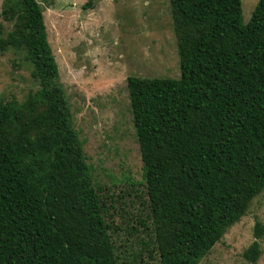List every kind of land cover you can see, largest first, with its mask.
I'll return each mask as SVG.
<instances>
[{
    "label": "trees",
    "instance_id": "obj_1",
    "mask_svg": "<svg viewBox=\"0 0 264 264\" xmlns=\"http://www.w3.org/2000/svg\"><path fill=\"white\" fill-rule=\"evenodd\" d=\"M180 75L127 79L159 264H199L264 190V0H170ZM0 52L38 89L0 101V264H133L106 221L37 0H4ZM147 232V233H146ZM263 227L256 223L255 238ZM255 240L243 253L254 264Z\"/></svg>",
    "mask_w": 264,
    "mask_h": 264
},
{
    "label": "rangeland",
    "instance_id": "obj_2",
    "mask_svg": "<svg viewBox=\"0 0 264 264\" xmlns=\"http://www.w3.org/2000/svg\"><path fill=\"white\" fill-rule=\"evenodd\" d=\"M257 1L241 0L243 24ZM37 2L58 68L57 82L102 197L106 221L114 229L115 246L122 255L134 253L133 264H159L142 227L149 224V209L127 79L179 78L170 0ZM12 29L13 23L0 17V37ZM37 89L24 52H0V101L23 104ZM256 223L263 227L259 239ZM255 240L260 254L254 264H264V190L199 264H252L243 253Z\"/></svg>",
    "mask_w": 264,
    "mask_h": 264
}]
</instances>
